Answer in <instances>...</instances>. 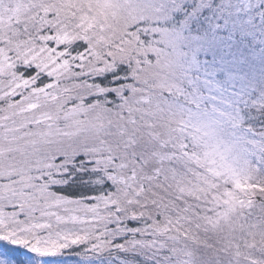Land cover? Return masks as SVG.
Wrapping results in <instances>:
<instances>
[{"label": "snow or ice", "instance_id": "6c2138e0", "mask_svg": "<svg viewBox=\"0 0 264 264\" xmlns=\"http://www.w3.org/2000/svg\"><path fill=\"white\" fill-rule=\"evenodd\" d=\"M230 6L219 0L36 4L41 27L34 39L46 45L39 56H32L35 47L31 52L4 48L11 38L8 32L0 33V264H178L175 250L167 246L155 248L159 255H150L147 249L154 243L141 239L148 233L120 227L132 221H121L118 208L116 221H108L103 230L87 219L88 206L98 198L95 188L101 186L96 178L99 162L92 157L98 155L96 146L114 135L104 113L112 97L119 99L129 91L118 82L133 80L134 66L136 74H147L153 56L160 63L158 48L138 52L135 59L132 55L117 59L133 39L140 45L151 37L165 47L170 40L184 41L179 57L166 67L176 103L183 100L190 111L199 112L235 89L237 74L254 52L264 63V0H244L243 18L238 9L235 20L231 13L224 15ZM65 9L73 20H82L81 28L91 21L93 34L85 31L82 39L72 42L75 51L60 53L65 45L52 33L63 23ZM45 25L51 26L47 36ZM53 42L57 51L42 68L48 59L43 53ZM94 47L101 50L93 52ZM69 53L71 61L65 59L61 65V57ZM101 100L102 111L90 119L89 112ZM89 224L97 226L85 227ZM46 241L52 246L42 248Z\"/></svg>", "mask_w": 264, "mask_h": 264}, {"label": "rangeland", "instance_id": "374dc122", "mask_svg": "<svg viewBox=\"0 0 264 264\" xmlns=\"http://www.w3.org/2000/svg\"><path fill=\"white\" fill-rule=\"evenodd\" d=\"M53 2L78 5L87 0H0V33L8 32L11 38V44L3 47L29 52L35 47L32 56H39L46 45L34 39L40 35L37 13L41 10L33 5ZM229 4L232 9L236 6V10H242L244 0H230ZM65 13L63 23L52 33L65 45L60 53L68 52L72 42L82 39L85 31L93 34L91 21L81 28L80 18L73 20L68 9ZM231 16L236 19V15ZM49 27L44 26L43 35H48ZM150 39L145 38L140 45L133 39L124 45L125 51L117 53L120 59L128 55L134 58L149 48L161 50L160 63L157 65L154 56L150 71L137 74L140 91L130 93L125 101L113 102V107L104 113L105 123L111 121L114 135L106 138L103 146H96L98 155L92 159L99 162L97 166L107 173L113 187L110 194L88 206L87 219L98 222L103 230L108 221H116L117 208L121 221L141 217L148 222L137 226L148 233L141 239L152 241V250L165 243L177 252L176 256L181 255L182 264L186 262L184 255L195 263L201 254L234 256V262L224 264H264V143L250 124L257 112L249 110L254 104L264 108V63L255 61L256 55L252 54L237 74L235 89L199 112L195 108L190 111L183 100L176 103L177 93L167 75L166 63L175 61L183 51L181 40H170L165 47ZM118 45L119 41L112 51L116 52ZM100 50L93 48V52ZM56 51L53 42L43 53L48 59L42 68L52 62ZM72 54L62 56L60 64L65 59L71 61ZM161 68L164 70L159 71ZM170 89L171 95L165 96ZM103 107L100 102L89 112V118L94 120ZM156 140L159 146L169 149L157 147L151 157L141 143L157 146ZM80 215L83 217L84 211ZM94 226L97 225H85ZM51 246V241L41 244L42 248ZM153 254L159 255L156 250Z\"/></svg>", "mask_w": 264, "mask_h": 264}, {"label": "trees", "instance_id": "16d2710c", "mask_svg": "<svg viewBox=\"0 0 264 264\" xmlns=\"http://www.w3.org/2000/svg\"><path fill=\"white\" fill-rule=\"evenodd\" d=\"M230 0H219V3L220 4H224V5H227L228 4V2H229ZM195 6V5H194ZM229 9H230V11L229 12H227V8H225L223 11H224V15L225 16H228V14L229 13H231V14H236V12H237V10H236V6H235V8L234 9H232L231 7H228ZM241 8H242V6H241ZM243 9V8H242ZM240 10V9H239ZM241 18H243V12H242V10H241ZM233 16H231L230 18L231 19H234V18H232ZM151 38V37H150ZM145 40V39H144ZM144 40H143V42L142 43H144ZM150 40H152V39H150ZM181 44L180 45H183V43H184V41L183 40H181ZM76 47H79V46H76ZM259 47V46H258ZM70 48H72L73 49V51H75V48H74V46H73V43H72V45L70 46ZM165 49H167V48H165ZM180 50H181V48H180ZM183 50V49H182ZM253 54H255L256 55V57L254 58V60L255 61H257V62H259V63H261L262 64V62H261V59H260V57H259V54H258V52H254ZM154 57V56H153ZM133 59H135V57L133 58ZM125 62H126V60H125ZM124 69H122V71H123ZM133 75H134V79L133 80H131V81H127V82H118V85L117 86H119L120 85V83H123V85L125 86V87H128L129 88V91L127 92V94L126 95H123V96H120V98L119 99H117L116 97H112V103H111V105H109L108 107H113L112 105H113V102H117V101H119V100H122V101H125L126 100V97H127V95H129L130 93H136V92H139L140 91V84L139 83H137V81L138 82H140V80H138V79H136V76H137V74L135 73V67H133V73H132ZM44 82H46V81H44ZM43 82V83H44ZM105 83H107V81H105ZM132 89V90H131ZM131 91V92H130ZM100 102H103V100H101ZM88 103H92V101L90 100V101H88ZM252 109V111L255 113V112H257V115H256V117L255 116H253L252 117V119L253 120H251L250 121V124L252 125V127H253V130H254V132H256V133H258L259 135H260V139L263 141V143H264V108L263 107H259V106H257V104H254V107H253V105H252V108H250L249 110H251ZM125 112V111H124ZM120 113H123V111H121ZM255 118V119H254ZM250 120V119H249ZM249 120L247 121V122H249ZM155 144L157 145V146H151V145H149V144H146L145 145V143L144 142H142L141 143V145H142V148L144 149V152L146 153V154H149L151 157H152V154L151 153H153V152H156V151H158V150H156L157 149V147H159L160 149H165V150H167V149H169V147H162V146H159V141H155ZM167 148V149H166ZM263 148H264V146H263ZM111 153H112V151H111ZM112 155H114L113 153H112ZM153 158H154V156H153ZM158 161V160H157ZM100 168V171H99V173H98V175H97V179H99L100 181H101V186H97L96 188H95V191L98 193V197H105L106 195H105V193H107V195L108 194H110L111 193V191H112V187H113V184H112V182L110 181V179L108 178V176L106 175L107 173H105L104 172V170H103V168L102 167H99ZM104 181H107V183H104ZM258 198V197H257ZM259 199V198H258ZM128 220H131L132 221V223L131 224H125L126 226H132V227H137V226H142V225H144V226H146V225H148V222L146 221V220H144L143 218H138V219H134V220H132V218H130V219H128ZM160 245V244H159ZM163 246H165V243H163ZM156 247H157V245H156ZM171 249V248H170ZM147 251L150 253V255H152V256H157L156 254L154 255L153 254V251H155V249H153L152 250V248H150V249H147ZM177 253V252H176ZM175 253V254H176ZM197 255H193V257H196ZM223 257V258H222ZM234 256L233 255H222V256H211V255H208V254H201V256L200 257H198L197 258V262H193L192 261V259L189 261V258H188V256L187 255H184V259L186 260V262H185V264H206L205 263V261L208 263H211V264H224V262L225 263H229V262H234L235 261V258H233ZM182 257H181V255H177V261H178V264H182V259H181ZM181 260V261H180ZM142 264H149V262H142ZM235 264V263H234Z\"/></svg>", "mask_w": 264, "mask_h": 264}]
</instances>
